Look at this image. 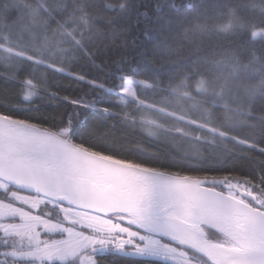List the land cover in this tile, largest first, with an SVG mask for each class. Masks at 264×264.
Masks as SVG:
<instances>
[{"label": "trees", "instance_id": "obj_1", "mask_svg": "<svg viewBox=\"0 0 264 264\" xmlns=\"http://www.w3.org/2000/svg\"><path fill=\"white\" fill-rule=\"evenodd\" d=\"M173 2L179 12L171 7ZM188 2L189 0H0V45L3 49L11 50L0 49V55H10L12 63L11 68H8L6 63H0V75L4 72L10 74L20 66L21 59L16 53L32 55L39 61V64L34 66L35 72H31L33 65L29 64L23 68L20 76L30 74L40 88L39 96L33 98V102L39 104L37 108L33 106V102L23 101L19 84L0 76V113L9 119L46 130L88 151L149 170L193 178L227 179L253 194L264 204V189L260 187L259 180V174L264 173V156L230 141L228 147L236 149L233 155L234 165L223 172L213 173L203 168H190L176 163L170 156V147L175 146V133L172 129L179 122L150 107L134 113L137 120L135 123L124 121L126 127H121L119 118L114 117L116 128L108 135H104V127L91 116L89 125L80 132L73 131L74 126L61 124L54 119L65 108L69 112H73L74 108L65 105L60 99L53 100L48 95L49 88L58 91L61 97H78L89 89L86 84L78 85L77 81L53 72L47 65H57L92 80L114 84V74L117 71L115 61L118 58L127 57V62L123 64L125 69L135 66L139 70L149 58L142 53L145 50L151 52L152 43L158 39L163 40L170 31L183 34L184 29H188L187 37L181 35L180 39L171 41L172 47L180 50V56L173 58L174 64H165L163 68L159 64L152 66L153 73H158L167 83V74L180 72L185 62L197 52L201 56L209 55L216 42L215 37L210 36L207 31H201V28L210 29L217 24L227 23V10L221 9L225 15L217 16L215 5L223 0H191L192 8L186 7ZM227 2L232 6L245 5L243 8H236V15L264 27V24L260 23L264 21V0ZM145 11L148 13L147 17L142 15ZM45 21H48L47 26ZM53 29H58L57 36H53ZM145 29L151 31V43H141L144 39L141 34ZM46 36L49 37L47 42ZM134 36H139V39L133 48L131 41ZM246 38H251V29L247 30ZM57 39L60 43L56 42ZM124 40L128 42L126 52L119 47ZM256 40L254 47L257 55H264L260 51L259 43L264 40V36H258ZM105 45L108 46L107 51ZM85 50L87 53L94 52L95 56L88 55ZM243 58L247 59L248 54ZM157 59L159 60V57ZM69 84L72 87H66ZM146 98L145 105L152 103L151 93H148ZM217 115L225 119L222 111H218ZM45 116L48 119L45 120ZM147 118L155 119L156 123H149ZM62 127L68 128L69 131H63ZM252 131L246 126H241L239 134L246 136ZM255 131L256 134L259 133L258 129ZM182 141L183 137H179L176 143ZM217 188L223 190L218 186ZM224 191L239 198L232 190ZM201 228L205 231L204 237L207 240L223 243L222 234L206 226ZM183 248L193 253L188 248ZM197 256L204 260L203 257ZM113 259L111 256L106 257L102 264H110ZM117 264L120 262L117 261Z\"/></svg>", "mask_w": 264, "mask_h": 264}, {"label": "snow or ice", "instance_id": "obj_2", "mask_svg": "<svg viewBox=\"0 0 264 264\" xmlns=\"http://www.w3.org/2000/svg\"><path fill=\"white\" fill-rule=\"evenodd\" d=\"M171 7L176 12L179 8L173 2ZM192 8L191 0L186 4ZM217 16L225 15L227 10L228 22L217 24L214 28H201L210 36L215 37L210 54L201 56L199 52L190 57L180 72H169L165 79L158 73L154 74L152 66L163 68L165 64H174V57L180 56V50L173 48L171 41L187 37L188 29L180 32L170 31L163 40L152 43L151 52L145 50L142 55L149 57L143 63L144 66L137 70L133 66L125 69L123 64L127 57L123 56L115 61V83L108 81H96L83 76L80 73L65 70L57 65H47L52 71L75 80L78 85H87L88 91L82 92L78 97L60 96L58 91L48 89V95L53 99H60L65 105H71L73 112L64 109L56 119L61 124L74 126L75 132H80L89 125V116L105 129L104 135H108L116 128L113 122L118 117L121 127H126L124 121L135 123V112L143 108H152L173 117L179 123L172 129L175 133L173 144L170 147V156L174 162L187 165L190 168H203L209 172H223L234 165L233 155L235 148H229V142L244 149L257 152L264 156V55H257L254 45L258 36H264V27H259L255 22H249L236 15V8L245 5H230L227 0L217 3ZM159 11V6H157ZM147 17L148 13H142ZM54 19V17H53ZM47 26L48 21H45ZM264 24V21L260 22ZM63 27V25H61ZM199 27V26H198ZM251 29V38L247 37V30ZM58 29H53V36H57ZM141 43H151L153 40L151 31L145 29L141 34ZM139 36L132 38L131 44L137 45ZM46 42L49 37H45ZM60 43L59 39L56 41ZM260 51L264 53V40L259 41ZM47 47V43L45 44ZM105 51L108 46L105 45ZM120 48L125 52L128 42L121 41ZM4 51H11L3 49ZM87 53V50H85ZM95 56V53H87ZM248 58L244 59V55ZM21 59V64L12 73H3L4 78L11 79L22 88V99L25 102H33L34 97L39 96V85L30 74L21 77L23 68L33 65L31 72H35V65L39 64L32 55L16 53ZM159 57V60L157 59ZM0 63H6L12 67L11 56L0 55ZM211 66L210 68L207 66ZM47 81V74L44 77ZM66 87H72L71 84ZM152 94V103L145 105L147 94ZM159 98V100H157ZM34 107L39 104L33 102ZM218 111L224 113L225 119L217 115ZM0 118L9 119L3 113ZM44 119H48L47 116ZM149 123H156L149 120ZM184 125L188 127L185 128ZM241 126H246L253 131L246 136H241ZM256 129L259 133L256 134ZM63 131H69L63 128ZM179 137L183 141L176 143ZM264 163V161H262ZM0 176V182H3ZM260 187L264 189V173L259 174ZM4 189H0V196ZM22 233H12L14 236H24L32 241L31 246L24 251H17V247L23 248L28 241L21 243L17 239L13 244L7 235L0 230V264H102L106 257H113L110 264H171L164 257L166 252L158 249L154 243L141 237L138 242H123L119 239L92 240L84 244L77 239H69L56 233L46 235L35 231L34 227L23 225ZM35 233V240L32 234ZM99 244V247L96 245ZM83 253V254H81ZM75 257V259H74ZM107 264V262H105Z\"/></svg>", "mask_w": 264, "mask_h": 264}, {"label": "water", "instance_id": "obj_3", "mask_svg": "<svg viewBox=\"0 0 264 264\" xmlns=\"http://www.w3.org/2000/svg\"><path fill=\"white\" fill-rule=\"evenodd\" d=\"M0 127L29 128L59 140L45 142L0 132V176L4 178L3 182L23 192L103 217L133 214L147 220H162L179 225L180 221L168 213L169 208L205 212L227 226L250 234L264 246V206L253 194L232 181L177 176L149 170L88 151L46 130L12 119L0 118ZM14 155L71 162L83 167L98 180L87 181L33 167L10 157ZM217 186L236 192L251 204ZM164 226H155L154 232L216 264L201 244L172 225ZM197 234L204 238L205 231L200 227ZM165 259L171 264H181Z\"/></svg>", "mask_w": 264, "mask_h": 264}, {"label": "rangeland", "instance_id": "obj_4", "mask_svg": "<svg viewBox=\"0 0 264 264\" xmlns=\"http://www.w3.org/2000/svg\"><path fill=\"white\" fill-rule=\"evenodd\" d=\"M147 119L155 121L153 118ZM4 188L5 186L0 182V189ZM3 196L6 198L0 197V230H2L4 235L9 237V240L13 242L14 246V242L17 239H20L21 243L28 241L27 237L12 235V233H22L24 231L23 225L26 224L34 227L35 231L45 233L46 235L56 233L61 236H68L69 239L80 240L84 244H88L89 241L92 240L116 241L117 238L115 239V237L118 234L128 236L127 239H119L123 242H138L141 237H144L149 242L154 243L158 249L166 252L165 258L172 259L181 264H211L206 260L193 258L183 247H178L155 236H145V234H142L144 235L142 236L129 231L126 226L116 222L118 219H122V216H114V218L112 216L103 217L94 213L66 207L57 209V211L60 212H58V214H61V217L59 218H62V221L64 222L55 221L50 219L56 214L55 211L51 213L50 210H46V213L44 214L45 216L39 214L42 211V209L39 210V208H42L40 205L45 201L39 196L25 192L16 193L15 191L7 192V194L3 193ZM46 216H49V218ZM128 218L129 216H126L122 221L129 224L130 222ZM133 226L137 227L136 225ZM203 226H206V224H199L197 230ZM138 228H140V230L143 229L141 227ZM144 230L145 229L142 231ZM225 237L226 238H224L223 241L224 243L219 244L224 246L226 251L233 255V258L248 255L243 247L236 246L232 240L227 238V236ZM32 240H35V233L32 234ZM31 243L32 241H28L23 248L17 247V251L27 250L31 246ZM99 246V244L96 245V247Z\"/></svg>", "mask_w": 264, "mask_h": 264}, {"label": "bare ground", "instance_id": "obj_5", "mask_svg": "<svg viewBox=\"0 0 264 264\" xmlns=\"http://www.w3.org/2000/svg\"><path fill=\"white\" fill-rule=\"evenodd\" d=\"M0 132L12 135L28 137L45 142L59 141L49 134L38 133L29 128H1ZM12 159L33 167L45 169L65 176L96 182L98 179L83 167L62 160L50 159L38 156L14 155ZM158 209V208H156ZM168 213L176 217L180 224L164 222L162 220H147L140 215H129V222L147 231L154 232L155 226L172 225L201 244L216 264H264V246L254 237L245 234L243 231L227 226L213 215L205 212L188 210L178 207H171ZM199 224H206L225 234L236 246L243 247L248 253L247 256L233 258L230 252L220 244H215L199 236L196 232Z\"/></svg>", "mask_w": 264, "mask_h": 264}, {"label": "flooded vegetation", "instance_id": "obj_6", "mask_svg": "<svg viewBox=\"0 0 264 264\" xmlns=\"http://www.w3.org/2000/svg\"><path fill=\"white\" fill-rule=\"evenodd\" d=\"M2 183H3V185L5 186V188H4V192H3L4 194H7V192H11V191H15L16 193H17V192H23V191H21V190L15 188V187H13V186H11V185L5 183V182H2ZM216 188H217V187H216ZM218 189H219V188H218ZM25 193H26V192H25ZM7 196H8V195H7ZM0 197H4V196L2 195V196H0ZM4 198H6V197H4ZM41 198H42V197H41ZM239 198L243 199L244 201H246V202H248V203H251L249 200H246V199H244V198H242V197H240V196H239ZM43 199H44V198H43ZM44 200H45V201L40 205V207H42V208H39V210L42 209V211H41V213H39V214L42 215V216H45L44 214L46 213V210H50L51 213H53V212L55 211L56 214H54L50 219L55 220V221H61V222H64V221H62V218H59V217H61V214H58L59 211H57V209H60V208H66V207L63 206V205H60V204L54 203V202H52V201H47L46 199H44ZM261 205H264V204H261ZM59 213H60V212H59ZM49 215H50V213H49ZM46 217L49 218V216H46ZM119 217H121V216H119ZM124 217H126V216H122V219H118L116 222H118V223L123 224L124 226H126V228H127L129 231H131V232H133V233L140 234V235L145 234V236H155V237H158V238H160V239H162V240H164V241L168 240L167 238L163 237L162 235H159V234H156V233H152V232H149V231H146V230L142 231L143 229L140 230V228L135 227V226H133V225L130 224V223L128 224V223L122 221ZM113 218H114V216H113ZM115 218H116V217H115ZM163 227H165V226L163 225ZM142 236H144V235H142ZM127 237H128L127 235H124V234H118V235L115 237V239H116V238H117V239H127ZM168 241H170V240H168ZM170 242H171V241H170ZM171 244H172V243H171ZM186 251H187V250H186ZM188 253H189V255L192 256L193 258L201 259V258H199L197 255H195V254H193V253H190V252H188Z\"/></svg>", "mask_w": 264, "mask_h": 264}, {"label": "crops", "instance_id": "obj_7", "mask_svg": "<svg viewBox=\"0 0 264 264\" xmlns=\"http://www.w3.org/2000/svg\"><path fill=\"white\" fill-rule=\"evenodd\" d=\"M218 232H220V231H218ZM220 234H222V235L224 236V238H226V237H225V236H226L225 234H223L222 232H220ZM227 238H228V237H227Z\"/></svg>", "mask_w": 264, "mask_h": 264}]
</instances>
